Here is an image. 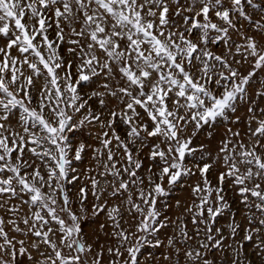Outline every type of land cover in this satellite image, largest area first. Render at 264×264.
I'll list each match as a JSON object with an SVG mask.
<instances>
[{"label":"snow or ice","instance_id":"6c2138e0","mask_svg":"<svg viewBox=\"0 0 264 264\" xmlns=\"http://www.w3.org/2000/svg\"><path fill=\"white\" fill-rule=\"evenodd\" d=\"M0 264H264V0H0Z\"/></svg>","mask_w":264,"mask_h":264},{"label":"rangeland","instance_id":"374dc122","mask_svg":"<svg viewBox=\"0 0 264 264\" xmlns=\"http://www.w3.org/2000/svg\"><path fill=\"white\" fill-rule=\"evenodd\" d=\"M176 198H182L179 193L176 194Z\"/></svg>","mask_w":264,"mask_h":264}]
</instances>
